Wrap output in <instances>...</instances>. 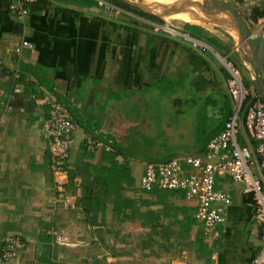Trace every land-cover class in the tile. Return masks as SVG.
<instances>
[{
  "label": "crops",
  "instance_id": "0c3cea01",
  "mask_svg": "<svg viewBox=\"0 0 264 264\" xmlns=\"http://www.w3.org/2000/svg\"><path fill=\"white\" fill-rule=\"evenodd\" d=\"M100 1L39 0L29 6V13L21 22L10 11V0H0V244L9 233L23 234L30 250V255L25 254L22 259L26 264H49L47 259L60 264L72 262L69 254L78 246H85V237L93 235L97 228L84 222L89 214L79 207L82 178H71L72 170L65 185L66 198L53 205L54 176L47 140L42 134L49 108L39 99L56 96L80 124L69 156L71 166L88 139L91 157L87 161L96 167L111 165L105 157V151L111 149L99 141L102 145L96 146L89 133L97 128L99 133L118 138L115 123L138 121L141 127L148 121L145 99L153 107L161 92L166 95L198 87L199 92L204 91L200 101L212 107V117L219 120L213 132L220 130L232 105L227 91L229 72L213 51L190 49L180 38L155 31L153 20L104 0L115 7L109 9ZM196 1L203 18L198 23L185 17H159L197 26L210 47L235 58L244 81L264 98V26L259 22L263 17L257 21L251 17L255 7H264V0H221L225 9L214 11L206 9L202 0ZM162 6L171 9L176 5L165 1ZM232 11L236 18H231ZM232 21L247 40L246 49L237 47V30L233 35ZM209 38L217 44L209 42ZM23 40L31 42L33 49L23 46L18 53ZM18 63L21 69L19 66L17 78ZM15 85L20 86L22 93L15 97L13 111L6 114L5 104ZM162 104L176 105L168 97L162 98ZM21 106L24 112L20 111ZM139 181L136 179V186H140ZM216 189L230 194L232 203L227 207V219L220 227L214 248L205 258L193 257V264H249L261 246L260 222L250 196L245 193L244 184L230 175L217 176ZM129 195L149 198L153 209H163V203L169 202L179 208V218L183 220L195 216L196 201L180 193L161 200L150 193ZM66 211L76 213L69 216ZM109 217L115 219L112 205L100 214V221L106 222L99 226L103 231ZM53 228L66 241L65 245L52 247ZM70 232L84 238L71 242L65 235ZM43 235L51 237L47 244L51 246L50 253L40 239ZM172 237L161 241L174 244L176 238ZM61 251H66L68 257ZM159 259V264H163L164 260ZM0 264H4L1 259ZM170 264L189 263L173 260Z\"/></svg>",
  "mask_w": 264,
  "mask_h": 264
},
{
  "label": "built area",
  "instance_id": "2783aa9c",
  "mask_svg": "<svg viewBox=\"0 0 264 264\" xmlns=\"http://www.w3.org/2000/svg\"><path fill=\"white\" fill-rule=\"evenodd\" d=\"M38 0H10L9 9L21 22L29 13V6ZM109 9L115 8L101 0ZM264 26V17L259 21ZM155 31H161L172 37L180 38L195 50L205 52L211 47L201 38L172 24L154 22ZM264 35V31L262 32ZM33 49V44L23 40L21 47ZM229 72L227 90L232 101V113L226 127L214 136L207 149L199 155H186L161 162H147L139 185L143 190L159 188L181 191L185 198L196 201L195 218L205 240L216 242L220 236V227L226 222L227 207L232 203L230 194L216 189V178L230 175L234 181L244 184L245 193L250 196L251 205L260 222V251L249 264H264V98L253 91L242 77L240 67L229 56H221ZM17 78L19 74V63ZM22 93L19 85L13 87L8 95L4 112L14 109V99ZM48 105V114L44 120L43 137L47 140L50 168L54 176L53 204L62 202L67 192L65 185L70 175V152L73 148L79 122L69 107L54 95L39 99ZM24 112V107H19ZM101 146L99 142L94 143ZM54 240L52 245H65L66 241L51 229ZM29 248L21 233H9L2 240L1 261L11 264L22 259Z\"/></svg>",
  "mask_w": 264,
  "mask_h": 264
},
{
  "label": "rangeland",
  "instance_id": "374dc122",
  "mask_svg": "<svg viewBox=\"0 0 264 264\" xmlns=\"http://www.w3.org/2000/svg\"><path fill=\"white\" fill-rule=\"evenodd\" d=\"M123 1L130 3L131 5H133V7L137 9L142 10V8H140L138 0ZM146 1L165 10L175 9L183 12H197V14H201L199 12V2H197L196 0L195 2L194 0ZM165 1H171L174 4L176 2L177 3L175 4V7L167 9L162 6L164 5ZM202 3L206 9L213 11L216 9L223 10L225 9L224 6H226L221 0H202ZM205 15H207L208 17V14L205 13ZM156 17L162 19L167 24H172V22L182 24L186 22L182 20L173 19L169 22L159 16ZM233 17H237L234 12L231 18ZM232 23L234 28L231 32L233 35H235L236 24L233 21ZM203 40L205 41V39ZM237 47L240 48V45L238 44ZM213 49L214 47L211 46V48L207 51H213ZM214 50L217 51L216 49ZM214 54L216 55V53ZM219 54L224 57L229 56L237 64L235 58L231 55H224L220 52ZM203 92H199L198 87L195 86L191 87L190 89L180 90L174 93L166 92V95L163 94L164 92H161V97L156 100L157 103L156 101H154L153 107L148 105V100L145 99L144 104L145 109L148 112V121L144 122L141 127L139 126L138 132L140 136V142L142 143L145 150L149 152L151 158H153L155 162L165 161L168 160V158L177 155L179 157L193 155L197 152L199 147L204 146L208 138L213 134V130L219 124V120L218 118L212 117L211 110L213 108L205 106L203 102L200 101L201 99H204ZM163 97L170 98V103L172 104L173 102H175L176 105L174 104L173 107L162 104ZM190 97L193 98V100L190 99ZM181 153H185V155H182ZM115 161L117 163H123L125 160L122 157H118V159H116ZM146 163L147 162H141L136 160L130 161V166L134 171L137 181L140 180L139 178H141L142 175L141 169ZM132 192L134 194H142L140 193V186L136 185H134ZM139 199L141 200L142 198ZM175 214L177 215L178 213ZM108 220L109 221L107 222V229L103 231L102 238H100L99 236L96 237L94 234L89 237H85L87 238L84 242L85 246L80 245L76 249H73V251L69 254V259L72 262L62 264H159V257L164 260L162 262L163 264H170V262H173V260H186L189 264L194 263L193 257H195V254L194 252H191V250L186 249L188 247H186L187 238L185 236L178 235L174 244L165 242L164 244L166 246H164L163 248L159 247V245L155 243H151V245L143 247L142 244L144 240H146L145 235L141 233H136L133 236H129V229L126 225H123L120 221L112 219L110 217L108 218ZM171 221L172 220H170V223ZM184 221L185 222L183 224V219H180V223H176L174 224V226L173 224H169L166 226V228L169 229L168 231H170V234L176 233L177 231L179 232L182 228H185L186 230V225L188 223H186L187 220ZM65 235L71 242H73V240L76 238H84L82 237V235L78 236L75 233L73 234L72 232H70V234ZM116 238L118 242H115L116 249L113 250L112 241L116 240ZM102 239H104L105 241H103ZM148 243L144 244L147 245ZM152 245L154 248L152 247ZM184 247L186 248L184 249ZM194 247L197 250L199 249V245H195ZM152 248L154 249L155 253L151 251ZM29 252L30 250L27 249L25 254L28 256L30 255ZM61 253L65 254V256L68 257L66 251H61L60 254ZM157 253L159 254V256H157ZM29 257L35 258L33 255ZM29 257H27V259ZM22 259H18L17 261L13 260L11 264H26V262L22 261ZM28 263L30 264V262Z\"/></svg>",
  "mask_w": 264,
  "mask_h": 264
},
{
  "label": "trees",
  "instance_id": "16d2710c",
  "mask_svg": "<svg viewBox=\"0 0 264 264\" xmlns=\"http://www.w3.org/2000/svg\"><path fill=\"white\" fill-rule=\"evenodd\" d=\"M107 1L125 10L143 15L153 20L154 22L164 23L162 19L156 17L155 15H151L141 9H137L122 0ZM251 17L254 21H257L259 17H264V7H255L252 10ZM173 24L178 27H181L182 25L181 28L191 32V34H193L194 36H197L201 39L204 38L202 37L200 30L195 25H191L188 22H184L182 24ZM208 40L213 44H217L216 40L213 38H209ZM190 49L193 48L190 47ZM19 66L21 69V65ZM14 81H17V79L15 78ZM231 113L232 105L224 116L223 125L220 130L225 129ZM115 124V131L118 134V138H114L112 135L107 133H99L97 128L89 133V139L96 140V142H102L103 145L108 146L111 149L105 151V157L106 159L110 160L111 165L102 164L99 167H96V165L92 164V162L87 161V159L91 157V153L87 150V146L89 144V140L87 139L81 146L84 151L78 154L74 164H72L71 166L72 169H70L72 170L71 178H74L76 176H80L82 178V193L80 197L79 207H81L85 212L89 214L87 215L88 217L84 222L87 223V221H89L92 225L97 226L94 235L96 237L99 236L100 238H102L103 230L99 226L104 225L106 222L103 220L100 221V214L104 213L109 205H112L115 220L120 221L123 225H126L128 227L129 236H133L137 232H141V234L146 236L145 239L147 241L144 240L142 244L143 247H147L151 245V243H155L159 245V247L163 248L166 245L164 244L165 242L161 241V239L170 241L173 238L172 236H174V238H177L178 235H183L187 238L186 245L188 249L191 250V252H194L195 257L198 259H201L203 257L205 258L207 252L214 248V242L205 240L202 232L200 231V223L196 220L195 216L188 217V219H186V223H188L186 225V230L185 228H182L179 232L177 231L178 233L176 232L170 234V231H168L169 229H167L166 226L169 224H173L174 226V224L180 223L178 213L179 208L175 207V205L170 204L169 202H164L163 209H153L151 208L152 202L151 200H149V198L140 200L137 197H132L129 195V192H132L134 185H136V178L134 171L130 166V161L136 160L141 162H155V160L151 158L149 152L145 150L142 143L140 142V136L137 130V127L139 126L138 124H140V122H127L125 125H122L120 123ZM220 130H216V132H213L204 146L199 147L197 152L193 155H199L203 153L207 149L209 141L215 134L220 132ZM118 156L122 157L125 161L123 163H117L115 160ZM173 157L175 156L168 158V160L172 159ZM142 192L158 195L160 200L164 197H171L179 193L182 194L181 196L185 197L184 193L181 191L162 190L159 188H154L152 190L141 189V193ZM66 212L67 214L69 213V216L73 215V213H76H71L69 211ZM175 213L178 214L176 215ZM62 219L66 220V217H62ZM170 220H172L171 223ZM184 222L185 221L183 220V224ZM51 226L52 225H48V228H50ZM56 227L58 230L59 226ZM40 239L46 245V252L50 253L51 246H48L47 244L51 242V237L49 235H43L40 237ZM86 239L87 238H85L84 240ZM102 240L105 241L104 239ZM115 242H118L117 238L116 240L112 241L113 250L116 249ZM144 243L148 244L145 245ZM195 245H199L198 250L195 249ZM1 248L2 242L0 244V259ZM153 248L151 249V251L155 253ZM157 256H159L158 253ZM46 263L60 264L50 259H47Z\"/></svg>",
  "mask_w": 264,
  "mask_h": 264
},
{
  "label": "bare ground",
  "instance_id": "6f19581e",
  "mask_svg": "<svg viewBox=\"0 0 264 264\" xmlns=\"http://www.w3.org/2000/svg\"><path fill=\"white\" fill-rule=\"evenodd\" d=\"M139 1V5H141L142 7H144L145 9L149 10L150 12H153L154 14L164 17V18H171V17H185L188 19H191L193 21H197V23L199 21H202V14H197V12L195 13H189V12H183V11H178V10H165L162 9L161 7H157L155 5H153L152 3L147 2L146 0H138ZM186 1V0H185ZM193 2V1H192ZM195 2V1H194ZM177 3V2H176ZM175 3V4H176ZM182 3V2H181ZM187 3V2H186ZM184 4V3H183ZM192 4V3H191ZM200 5V4H199ZM196 6V4H195ZM194 6V7H195ZM198 8V7H197ZM196 11V9H195ZM205 15V13L203 14ZM206 16V15H205ZM192 21V22H193ZM202 23V22H201Z\"/></svg>",
  "mask_w": 264,
  "mask_h": 264
},
{
  "label": "water",
  "instance_id": "95a60500",
  "mask_svg": "<svg viewBox=\"0 0 264 264\" xmlns=\"http://www.w3.org/2000/svg\"><path fill=\"white\" fill-rule=\"evenodd\" d=\"M140 8H142L143 11H145V12L151 14V15H155L153 12H150L149 10L145 9L144 7H141L140 6ZM155 16H157V15H155ZM236 30H237V41H238V43L240 44V46L243 49H246V44H247L246 42H247V40L244 39V37L241 34L240 29L238 27H237Z\"/></svg>",
  "mask_w": 264,
  "mask_h": 264
}]
</instances>
